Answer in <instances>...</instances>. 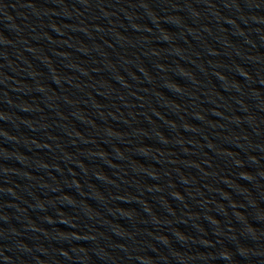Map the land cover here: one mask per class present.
Listing matches in <instances>:
<instances>
[{
    "label": "water",
    "instance_id": "obj_1",
    "mask_svg": "<svg viewBox=\"0 0 264 264\" xmlns=\"http://www.w3.org/2000/svg\"><path fill=\"white\" fill-rule=\"evenodd\" d=\"M255 1H258V2L264 3V0H255Z\"/></svg>",
    "mask_w": 264,
    "mask_h": 264
}]
</instances>
